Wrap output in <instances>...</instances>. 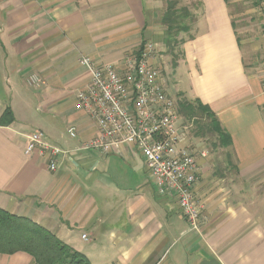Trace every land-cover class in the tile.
Segmentation results:
<instances>
[{"label": "crops", "instance_id": "obj_1", "mask_svg": "<svg viewBox=\"0 0 264 264\" xmlns=\"http://www.w3.org/2000/svg\"><path fill=\"white\" fill-rule=\"evenodd\" d=\"M166 1L0 0V118L6 109L13 118L0 124V208L40 224L89 264H264V90L246 69L227 0H197L169 76L231 138L221 174L197 158L200 230L188 231L175 199L157 194L134 146L88 147L99 130L74 108L90 79L78 58L121 64L150 43L157 63ZM29 74L40 82L28 83ZM36 130L62 150L53 171L49 154L25 153ZM0 264L35 263L15 252L0 254Z\"/></svg>", "mask_w": 264, "mask_h": 264}, {"label": "built area", "instance_id": "obj_2", "mask_svg": "<svg viewBox=\"0 0 264 264\" xmlns=\"http://www.w3.org/2000/svg\"><path fill=\"white\" fill-rule=\"evenodd\" d=\"M153 53L154 46L147 43L138 55L126 56L121 64L98 63L80 55L78 62L90 79L77 91L74 108L83 111L99 130L88 147L107 153L123 144L134 146L145 160L157 194L175 199L187 230L198 232L202 206L194 198L193 189L199 174L197 158L206 156V152L184 144L179 115L166 94L163 75L150 62ZM27 81L36 85L40 78L29 74ZM68 132L74 136V127ZM36 150L40 155H50L51 171L57 168L52 156L62 150L49 144L37 130L27 135L25 153Z\"/></svg>", "mask_w": 264, "mask_h": 264}, {"label": "rangeland", "instance_id": "obj_3", "mask_svg": "<svg viewBox=\"0 0 264 264\" xmlns=\"http://www.w3.org/2000/svg\"><path fill=\"white\" fill-rule=\"evenodd\" d=\"M232 20L238 39L242 46L243 59L246 69L259 75L264 90L262 72L264 70V0H227ZM167 4L177 9H187L189 14L179 13L178 20L189 29L187 32H179L175 42L162 53V57L153 63L160 69L166 94L172 98L179 115L178 125L180 132L184 134L185 145L196 151L206 152V157L218 163L217 172L221 174L219 166L227 160H231L228 147L221 145V139L217 133L211 130L210 117L198 106L196 99L188 95L187 91L172 86L170 82V68L178 63L180 58V45L184 37L190 36L198 12L197 0H167ZM183 15V16H182ZM172 66V67H171ZM183 84V83H181ZM184 86V85H182ZM186 110H183L184 108ZM224 165V163H223ZM228 166L226 165V171ZM228 174V172H226ZM232 177V174H230ZM228 177V176H227Z\"/></svg>", "mask_w": 264, "mask_h": 264}, {"label": "trees", "instance_id": "obj_4", "mask_svg": "<svg viewBox=\"0 0 264 264\" xmlns=\"http://www.w3.org/2000/svg\"><path fill=\"white\" fill-rule=\"evenodd\" d=\"M172 3L167 4V8L162 15V23L165 25V38L163 41L168 47L175 42L179 32L189 30L186 25L181 24V20L177 19L179 13L185 16L189 14V11L187 9H177ZM196 103L210 117L211 130L217 133L222 140L220 144L226 147L229 146L231 138L222 129L214 113L198 99H196ZM183 110H186V108ZM12 120L10 110L6 109L0 118V124L7 125ZM15 252L29 254L35 264H89L84 254L64 243L40 224L27 217L17 216L0 208V254H13Z\"/></svg>", "mask_w": 264, "mask_h": 264}]
</instances>
